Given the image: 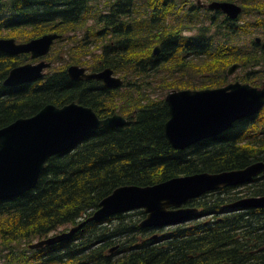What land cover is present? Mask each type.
<instances>
[{"label": "trees", "instance_id": "obj_1", "mask_svg": "<svg viewBox=\"0 0 264 264\" xmlns=\"http://www.w3.org/2000/svg\"><path fill=\"white\" fill-rule=\"evenodd\" d=\"M227 1L241 4L239 19L220 22L221 13L191 0H0V39L20 43L57 33L66 50L57 55L66 67H52L44 79L17 87L3 83L21 65L20 56L0 52V129L47 105L73 102L101 119L114 114L128 119L126 126L101 127L72 151L52 157L35 189L0 201L3 264H264V208L226 209L246 197H264V174L249 185L191 200L188 206L198 208L199 217L184 225L142 228L146 214L138 210L88 223L57 246L29 248L86 221L122 186L148 187L264 162V108L186 150L174 149L165 134L168 93L231 83L223 74L210 82L173 80L162 89L165 68L172 66L171 76L194 69L204 74L199 70L205 65L229 59L246 71L236 81L259 88L264 83V39L253 40L264 30V0ZM187 30L193 35H184ZM70 65L92 72L110 68L123 85L73 81Z\"/></svg>", "mask_w": 264, "mask_h": 264}, {"label": "water", "instance_id": "obj_2", "mask_svg": "<svg viewBox=\"0 0 264 264\" xmlns=\"http://www.w3.org/2000/svg\"><path fill=\"white\" fill-rule=\"evenodd\" d=\"M201 5V2H198ZM209 10L221 12L237 20L243 9L232 2H212L204 5ZM61 36L43 35L26 43L15 39H0V52L11 56L30 54L32 59L46 57ZM261 41L260 38L257 39ZM160 53L157 46L154 54ZM51 63L25 64L13 68L4 81L6 87H17L41 80ZM241 68L236 63L228 75ZM67 73L73 81H98L108 88H118L123 80L110 68L88 72L85 67L72 65ZM170 118L165 124V134L176 150H186L204 140L218 137L231 129L239 120L256 116L264 108L262 88L241 82L225 87L205 90L173 91L166 96ZM128 120L118 114L99 118L89 107L71 103L63 107L47 105L39 113L22 118L0 129V201L18 198L35 189L49 160L72 151L77 144L101 127L120 128ZM264 173V162L220 173H198L180 176L168 181L140 187L126 185L106 197L91 217L70 231L34 243L31 249L52 247L71 239L91 222H101L119 214L143 210L146 218L142 228L158 229L178 226L191 221L200 213L198 208L186 206L189 201L221 188L251 184ZM264 208V197H246L226 206L227 210L242 211Z\"/></svg>", "mask_w": 264, "mask_h": 264}, {"label": "rangeland", "instance_id": "obj_3", "mask_svg": "<svg viewBox=\"0 0 264 264\" xmlns=\"http://www.w3.org/2000/svg\"><path fill=\"white\" fill-rule=\"evenodd\" d=\"M194 1H196V2L200 1L203 4H210L212 1H227V0H191V2H194ZM233 3H235V2H233ZM238 5H241V4H238ZM205 10H207V9H205ZM203 13H204V11H203ZM212 14H214V12H212ZM222 18L225 19L224 16L221 17L220 18V22H221ZM244 19L245 20H250L249 18H247V16L244 17ZM209 25H210V22H209ZM211 29L213 30V28H211ZM259 31L261 33L264 32V30H259ZM192 32L187 30V31H185L184 35L191 36V35H193ZM260 32H259L258 35H255L253 37V40H256L257 38H261L262 40L264 39V35H262ZM20 43H22V42H20ZM241 44H245V42L241 41ZM62 49H63V44L59 43V41L55 42L53 47H52V50H51L50 54L47 55L46 57H44L43 59L46 60L47 62L53 63V68L54 67H57V68L66 67L65 63L58 62V60H57V55H60V53L62 52ZM63 52H64L63 55L65 56L66 55L65 48L63 49ZM19 60L22 62L21 65H25L27 63L38 64L42 59H32L30 54H22V55H20ZM228 61H230V60L229 59H219L217 61L211 62L208 65H205V66H207L206 68H203L202 70H199V71H201V73H204V74H198L197 72H195V69L194 70H187L185 76H182L180 74L176 75L175 72L171 76V74H168V73H170L172 71V66H169V67H167V68H165L163 70V72H164L163 75L159 77L160 78V82H161L160 83L161 88L164 89L166 87L165 86L166 84H164V83L170 82V81H173V80H178L179 81V80H182V79H186L189 83H196L197 81H202V82L213 81V80H215L217 78L216 77L217 75L227 74L229 67H231L233 64L237 63V62H234V61H230L231 64H229ZM21 65H19V66H21ZM243 69H244V67H241L238 71L235 72V74H233L231 76H229L227 74L228 78H229V81L230 82H234V81H236L235 80L236 78H238V77L242 78L244 76L245 72H246ZM164 78H167V79H164ZM178 84H180V83H178ZM186 86H188V84ZM165 229H167V228H165ZM166 231H168V230H166ZM55 234L52 233L49 236H52V235H55ZM35 242H37V240H35ZM3 254H5L4 247H2V245H1L0 246V264H3V260H4V255Z\"/></svg>", "mask_w": 264, "mask_h": 264}, {"label": "bare ground", "instance_id": "obj_4", "mask_svg": "<svg viewBox=\"0 0 264 264\" xmlns=\"http://www.w3.org/2000/svg\"><path fill=\"white\" fill-rule=\"evenodd\" d=\"M213 2H215V1H213ZM218 2H226V1H218ZM212 3V2H211ZM233 3V2H232ZM178 5V4H177ZM204 5H206V4H202L201 5V7H203V8H206V9H209L208 7H204ZM207 5H209V4H207ZM211 11V10H210ZM211 12H214V11H211ZM141 17V16H140ZM170 18V17H169ZM261 39V38H260ZM100 115V114H99ZM124 226V225H123ZM51 235V234H50ZM130 243V242H129ZM116 262V261H115ZM114 262V263H115Z\"/></svg>", "mask_w": 264, "mask_h": 264}]
</instances>
